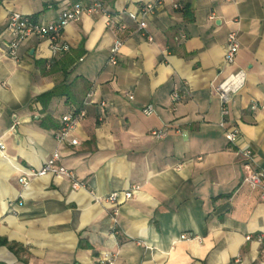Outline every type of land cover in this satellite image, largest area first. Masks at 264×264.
Masks as SVG:
<instances>
[{"label": "crops", "instance_id": "1", "mask_svg": "<svg viewBox=\"0 0 264 264\" xmlns=\"http://www.w3.org/2000/svg\"><path fill=\"white\" fill-rule=\"evenodd\" d=\"M148 1L102 0L112 13ZM173 1L179 10L165 0L148 19L152 42L129 19L120 31L83 13L62 32L67 51L53 55L31 37L14 62L4 50L9 12L51 22L86 0H0V264H98L105 252L117 254L115 264H264V201L245 184L238 155L251 149L252 168L264 170V0ZM230 32L240 48L227 66ZM239 70L245 84L225 120L240 133L231 145L214 89ZM91 89L95 104L73 134L80 145L59 147V164L85 188L51 174L23 187L20 176L51 157L61 117ZM184 90L189 98L173 102L172 92ZM147 105L155 112L146 117ZM164 126V139L150 134ZM135 186L115 224L102 198Z\"/></svg>", "mask_w": 264, "mask_h": 264}, {"label": "built area", "instance_id": "2", "mask_svg": "<svg viewBox=\"0 0 264 264\" xmlns=\"http://www.w3.org/2000/svg\"><path fill=\"white\" fill-rule=\"evenodd\" d=\"M4 1V0H2ZM174 10H179L181 5L169 0ZM226 2L236 4L238 0H225ZM165 0H150L144 4H141L136 11L123 10L117 13L110 12L103 4L102 0H86L84 5L77 3L70 8H66L61 11L59 17L51 22H40L21 12L11 11L8 13L7 20L4 27V32L8 35L9 39L4 42V50L8 58L14 62L20 61L19 50L23 43L31 37H36L41 40H46L49 43V47L53 55H57L60 52L68 50V46L62 40V32L66 26L71 23H77L80 21L83 13L88 14H101L107 20V25L110 27H116L120 31H124L127 28L125 19H129L136 26V32L142 37L146 38L149 42L153 41L152 36L147 33L148 19L155 15L159 9L163 7ZM184 38V37H183ZM123 42L118 39L112 49L109 62L116 64L117 52L122 47ZM239 41L237 32H230L227 35V44L224 51V63L227 66H231L235 63V59L239 52ZM243 70H239L230 74L227 78L215 87V92L219 98L221 106V121L220 127L225 131V136L231 145H236L239 139L240 133L235 127H226V118L229 115L228 102L231 100V96L236 94L245 84L246 75ZM95 90L88 91L84 98L80 108L72 113L66 114L61 117L60 125L54 136L57 148L52 151L51 157L46 160L44 165L40 169H28L19 178V182L23 187H27L30 180L34 177L44 176L51 174L57 177H65L71 182L73 189L85 188V183L77 180L75 174L59 164L60 161V149L62 145L78 146L80 141L74 137V132L78 126V123L86 115V107L95 104L94 100ZM130 100L134 99L132 93L127 94ZM189 91L183 92L173 91L171 98L173 102L185 101L189 98ZM98 105L105 109L107 104L104 101H99ZM255 107V105L253 106ZM154 107L147 105L142 108L143 115L150 116L154 113ZM168 126H164L160 130H153L152 134L157 140L164 139L168 134ZM5 150V145L0 140V152ZM240 158L245 162L244 182L252 189H259L260 198L264 201V170L258 168H252V164L255 163V156L251 149H241L238 153ZM138 187L135 186L130 190L122 192H113L106 196L104 199L107 203L112 205L113 221L117 223L118 206L125 200H129L134 197V192ZM96 198L97 202L102 200ZM247 236L246 239H250ZM264 236H258L257 240L261 242ZM116 253L105 252L101 254L98 259V264H115Z\"/></svg>", "mask_w": 264, "mask_h": 264}, {"label": "trees", "instance_id": "3", "mask_svg": "<svg viewBox=\"0 0 264 264\" xmlns=\"http://www.w3.org/2000/svg\"><path fill=\"white\" fill-rule=\"evenodd\" d=\"M183 11H184V12H186V11H187V9H186V8H183Z\"/></svg>", "mask_w": 264, "mask_h": 264}]
</instances>
